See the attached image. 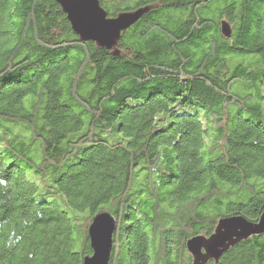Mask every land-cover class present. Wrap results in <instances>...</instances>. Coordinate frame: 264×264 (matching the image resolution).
<instances>
[{"label": "trees", "instance_id": "16d2710c", "mask_svg": "<svg viewBox=\"0 0 264 264\" xmlns=\"http://www.w3.org/2000/svg\"><path fill=\"white\" fill-rule=\"evenodd\" d=\"M99 3L150 10L113 52L54 0H0V264H82L101 212L110 264H191L264 211V0ZM206 264H264V233Z\"/></svg>", "mask_w": 264, "mask_h": 264}, {"label": "water", "instance_id": "95a60500", "mask_svg": "<svg viewBox=\"0 0 264 264\" xmlns=\"http://www.w3.org/2000/svg\"><path fill=\"white\" fill-rule=\"evenodd\" d=\"M65 14L71 31L81 42H93L96 47L113 51L121 33L136 23L150 7L118 13L110 18L100 6L99 0H54ZM222 36L231 33L229 24L220 23ZM117 222L108 212L96 214L87 227V238L91 254L85 255L82 264H110L113 249V234ZM264 233V211L257 222H249L236 215L218 220L213 232L208 236L196 235L186 240L185 249L190 254L191 264L217 263L221 255L233 245Z\"/></svg>", "mask_w": 264, "mask_h": 264}, {"label": "rangeland", "instance_id": "374dc122", "mask_svg": "<svg viewBox=\"0 0 264 264\" xmlns=\"http://www.w3.org/2000/svg\"><path fill=\"white\" fill-rule=\"evenodd\" d=\"M118 45V44H117ZM116 48H118L117 46H116Z\"/></svg>", "mask_w": 264, "mask_h": 264}]
</instances>
